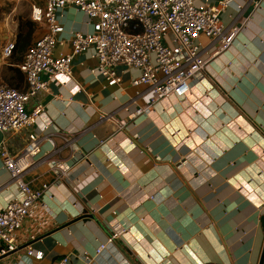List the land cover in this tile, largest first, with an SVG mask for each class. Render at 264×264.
<instances>
[{
  "label": "crops",
  "instance_id": "crops-1",
  "mask_svg": "<svg viewBox=\"0 0 264 264\" xmlns=\"http://www.w3.org/2000/svg\"><path fill=\"white\" fill-rule=\"evenodd\" d=\"M237 3L224 13L226 24L237 15ZM242 18L246 26L223 54L212 57L215 46L200 38L208 63L191 93L160 100L148 114L131 119L153 97L148 86H133L138 71L118 67L121 83L109 86L94 71L93 51L76 56L71 78L57 76L39 92L28 108L40 103L45 114L38 124L5 135L9 152L20 153L35 133L71 135L80 154L71 158V148L56 137L61 151L52 158L71 168L68 178L56 182L45 163L25 176L35 189L49 185L44 201L54 218L42 226L26 219L17 249L0 264H54L66 256L71 264H86L83 254L94 256L101 244L107 250L91 264H260L264 0L249 3ZM59 23L56 56L72 52L74 33L93 31V23L74 7L60 12ZM5 60L0 59V80L6 70L18 68ZM111 114L128 121L124 130L101 121ZM43 124H49L47 132ZM50 149L44 142L43 150ZM9 180L0 162V211L22 197ZM28 247L43 259L29 256Z\"/></svg>",
  "mask_w": 264,
  "mask_h": 264
},
{
  "label": "built area",
  "instance_id": "built-area-1",
  "mask_svg": "<svg viewBox=\"0 0 264 264\" xmlns=\"http://www.w3.org/2000/svg\"><path fill=\"white\" fill-rule=\"evenodd\" d=\"M253 1L240 0V4H236L237 15L226 24L223 15L235 0H46L43 7H34L32 12L33 21L46 31L32 42L18 65L25 79L24 90L0 85V132L17 134L38 124L45 107L37 103L29 110L30 103L37 99L39 92L47 90L48 83L57 76L71 78L74 59L89 51L94 52L97 60L94 71L109 86L121 83L117 68L123 66L138 71L133 86L146 85L152 91L151 104L136 110L131 119L148 114L160 100L185 99L193 85L204 77L208 63L203 57L206 47H202L200 38H207L209 45L215 46L212 57L227 52L246 26L242 13ZM67 7L83 13L93 23V31L74 33L70 38L72 52L56 56V47L61 45L59 36L63 32L59 14ZM14 49L15 43L8 41L2 57L11 58ZM44 76L48 81L43 80ZM107 120L116 125L117 131L128 125L127 120L116 119L113 114L101 117L102 122ZM49 128V124H43V132ZM57 135L32 133L18 154L10 153L5 142L0 145V162L10 175L9 183L15 184L22 195L0 211V259L17 249V233L26 219L42 226L54 218L44 201L49 185L35 189L25 176L45 163L56 182L68 178L71 168L62 160L52 158L61 151L56 137H60L65 147L71 148V158L80 154V150L75 137ZM44 142L51 145L48 152L43 150ZM107 247L108 244H101L94 256L85 252L86 264L93 263ZM27 252L36 260L44 257L30 247ZM54 264H71V261L66 256Z\"/></svg>",
  "mask_w": 264,
  "mask_h": 264
},
{
  "label": "rangeland",
  "instance_id": "rangeland-1",
  "mask_svg": "<svg viewBox=\"0 0 264 264\" xmlns=\"http://www.w3.org/2000/svg\"><path fill=\"white\" fill-rule=\"evenodd\" d=\"M45 1L46 0H0V52L3 51V48L8 41L14 42L16 45L18 35L20 33H26V29H21L22 24L34 23L36 28L33 41L38 38L36 33L41 32L43 27L41 24L33 21L32 12L34 7H43ZM196 3L199 4L198 1ZM24 55L25 53L23 56ZM23 56L20 53H16V58L13 59L11 57L5 61L12 63L13 61H16L17 58L22 57L23 59ZM1 57L2 52L0 59ZM14 74L13 69H11L10 72L6 70L2 75L0 85L6 84L10 87L17 88L10 84V80L16 77ZM16 81L18 82L19 79Z\"/></svg>",
  "mask_w": 264,
  "mask_h": 264
},
{
  "label": "trees",
  "instance_id": "trees-1",
  "mask_svg": "<svg viewBox=\"0 0 264 264\" xmlns=\"http://www.w3.org/2000/svg\"><path fill=\"white\" fill-rule=\"evenodd\" d=\"M35 28L36 25L34 23H27V24H22L21 29H26V33H20L18 35L17 41H16V45H15V49L13 52V56L12 58H16L15 54L16 53H20L22 56L24 53H26L28 47L32 44L33 39H34V34H35ZM24 57V56H23ZM21 59L17 58V60L15 61L17 65H19L21 63ZM14 71V75H16V77L12 78L10 80V84L12 86L17 87V89L19 88L20 90H24L25 88V79L23 74L21 73V71L19 70V68H12ZM19 81L17 82L16 80Z\"/></svg>",
  "mask_w": 264,
  "mask_h": 264
},
{
  "label": "water",
  "instance_id": "water-1",
  "mask_svg": "<svg viewBox=\"0 0 264 264\" xmlns=\"http://www.w3.org/2000/svg\"><path fill=\"white\" fill-rule=\"evenodd\" d=\"M4 140H5V134L0 132V145L4 142ZM261 222L264 225V215L261 218ZM260 264H264V251H263V254H262V259H261Z\"/></svg>",
  "mask_w": 264,
  "mask_h": 264
}]
</instances>
